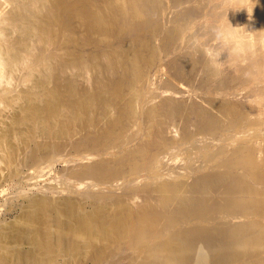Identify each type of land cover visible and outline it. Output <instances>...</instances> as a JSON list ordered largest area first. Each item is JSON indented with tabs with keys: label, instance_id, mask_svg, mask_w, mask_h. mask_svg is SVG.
<instances>
[{
	"label": "bare ground",
	"instance_id": "obj_1",
	"mask_svg": "<svg viewBox=\"0 0 264 264\" xmlns=\"http://www.w3.org/2000/svg\"><path fill=\"white\" fill-rule=\"evenodd\" d=\"M159 48L206 106L154 102ZM172 147L184 176L165 175ZM21 154L74 162L93 205L31 197L0 264H264V0H0V179Z\"/></svg>",
	"mask_w": 264,
	"mask_h": 264
},
{
	"label": "rangeland",
	"instance_id": "obj_2",
	"mask_svg": "<svg viewBox=\"0 0 264 264\" xmlns=\"http://www.w3.org/2000/svg\"><path fill=\"white\" fill-rule=\"evenodd\" d=\"M160 22L164 28H167L170 25V23L163 18L160 19ZM157 45L160 46V39L157 40ZM179 51L180 49L176 52L167 53L159 48V60L149 69L148 72L150 76V86L156 97L154 102L157 104L161 103L162 98L165 96L172 97L175 101L181 103L185 102L187 104H194L196 102L206 106L207 103L203 98L199 97L201 95H195L192 90L197 85V82L195 81L193 85L185 82L178 76V66L171 64L172 58L174 59ZM224 71L225 73H230L228 69H225ZM94 75V71H90L87 76H81L78 80L79 89L83 91L86 88H92L94 84ZM184 128L185 120L181 116H178L172 122L165 119L164 123L160 128L158 127L157 130H160L167 139H170L172 135H176L177 137L179 135L181 138ZM189 128L194 130V124L190 125ZM131 129H133V127ZM174 129L176 131H174ZM79 137H82L81 132L75 136L74 139H78ZM62 143L65 144L64 150L60 155H58V153L56 154V156L58 155L57 158L63 159L69 155H73L74 149L72 148V141L62 140ZM135 144H138L137 141L130 143L129 145L135 146ZM199 144L200 143H198V145ZM180 158L179 149L176 147H172L169 153L161 155L166 177L174 178L185 175L187 170L181 167V164L184 163V159L182 160ZM47 164L48 162H44L40 165L33 164L27 160V157L24 156V154H21L13 165L14 168L11 169L10 167L8 169L9 172L7 169L4 170L8 174L6 172L3 173L4 176L0 179V227L17 221L25 211L29 199L36 196V194L56 197L66 196L68 195V192H70V194L72 192L78 199V202L86 210L92 208L93 200L86 196L88 188L92 187L90 184L92 179L72 177L70 173L75 167L74 162L60 160L52 166H48ZM196 164H199V161H196ZM189 175L190 177H187L189 178L188 180L190 182L194 181L195 176L192 173ZM50 188H54L55 192H51ZM110 191L115 198L124 201L132 199L134 196L121 180L117 181ZM136 196L139 200H143V196ZM79 264L93 263L91 258L87 256Z\"/></svg>",
	"mask_w": 264,
	"mask_h": 264
}]
</instances>
